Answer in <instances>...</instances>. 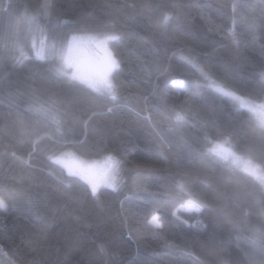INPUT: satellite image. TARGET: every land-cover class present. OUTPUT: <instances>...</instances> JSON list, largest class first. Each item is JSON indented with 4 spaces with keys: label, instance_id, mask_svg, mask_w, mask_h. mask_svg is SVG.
Returning <instances> with one entry per match:
<instances>
[{
    "label": "snow or ice",
    "instance_id": "1",
    "mask_svg": "<svg viewBox=\"0 0 264 264\" xmlns=\"http://www.w3.org/2000/svg\"><path fill=\"white\" fill-rule=\"evenodd\" d=\"M59 3L36 0L20 12L0 9V63L27 65L29 81L9 82L0 90V105L13 117L0 126V213L23 214L39 235L63 210L55 207L51 216L42 211L39 197L46 192L41 189L76 207L87 200L102 207L103 193L119 196L130 186L131 195L119 200L115 213L125 242L139 246L149 238L161 239L168 249L163 264H210L213 253L206 249L212 237L202 240L199 235L207 228V214L236 231L241 264H264V213L257 217L260 226L244 236L253 212L222 183L226 175L264 193V156L241 144L235 130L209 123L211 110L200 103L204 96L226 102L251 126L252 142L264 144V0L222 5L212 0H122L117 11L127 9L128 15L105 12L81 20L65 18ZM197 18L203 32L199 40L181 28ZM133 24L150 33L154 59L137 58L148 87L129 94L143 116L125 129L113 107L84 110L64 102L60 93L64 87L78 88L113 104L125 98L121 76L130 60L123 46L144 44L134 39ZM204 43L211 52L201 51ZM248 51L259 60H249ZM213 54L219 58L210 59ZM102 121L116 129L119 150L95 134ZM139 130L152 137L146 149L152 156L129 168ZM218 168L223 170L219 175ZM153 177L164 183L154 189ZM258 203L264 205V199ZM172 230L179 231L180 243L168 240ZM97 248L101 259L96 264L120 257L111 250V239ZM28 264L45 262L34 258Z\"/></svg>",
    "mask_w": 264,
    "mask_h": 264
},
{
    "label": "trees",
    "instance_id": "2",
    "mask_svg": "<svg viewBox=\"0 0 264 264\" xmlns=\"http://www.w3.org/2000/svg\"><path fill=\"white\" fill-rule=\"evenodd\" d=\"M36 0H0V9L9 6L10 10L20 12L25 4H33ZM171 3L181 4L187 0H170ZM206 3L208 0H200ZM215 5L227 4L228 0H212ZM122 0H60L59 9L65 18L81 20L90 15L101 17L105 12L125 16L129 14L127 9H119L117 6ZM230 10V8H229ZM132 31L134 39L143 40L142 48H136L133 43H125L124 48L129 57L130 63L125 68L121 76L122 95L117 104L109 101L94 98L84 90L78 88L64 87L61 90V99L66 103H72L84 110L104 111L107 107L114 108V117L116 121L123 122L122 126L127 129L130 122L141 119L143 113L138 109L132 99L128 98L130 93L140 94L141 90L147 88V84L140 78V65L137 58L151 61L154 59L151 52L150 33L133 24ZM182 30L188 32L198 40L202 38L203 32L200 21L197 18L190 25H182ZM202 52H211V47L204 43L201 45ZM246 56L249 60H259L257 53L248 51ZM210 59H218V55L213 54ZM242 74H247L244 70ZM23 81L28 83L27 65L12 68L9 65L0 63V90L7 89L9 82ZM176 91L183 92L184 88H176ZM260 91L259 88H257ZM152 100V103H155ZM200 103L211 110V116L208 117L209 123H218L221 127L227 126L236 131L241 144L250 146L258 155L264 156V144L252 142L250 134L251 126L245 122L242 117L232 113L226 102H222L211 96H204ZM8 109L0 105V126L7 119L9 124L13 117L7 115ZM116 129L112 128L110 122L102 121L95 125V134L103 135L104 142L109 148L119 150V138L115 135ZM195 134V132L193 133ZM163 135V133H162ZM137 148L128 158L127 167H133L132 162L138 159L151 158L152 154L146 151L151 146L152 137L139 130L135 134ZM8 144H15L10 138H5ZM98 158V157H96ZM205 166L207 162H203ZM7 166L5 165V168ZM223 170L217 169V175ZM12 175V173H9ZM39 176V174H37ZM161 175H166L162 173ZM152 187L158 188L164 181L153 177L150 181ZM222 183L232 187L234 193L242 200L247 202L253 216L248 225L243 229L244 236H250L252 229L259 227L257 219L264 213V205L258 203L264 199V193L259 188L251 185L232 181L226 175ZM46 195L39 197L42 211H46L49 216L52 215L55 207H61L63 210L59 214L57 222L46 232L37 235L38 228L25 218L23 214L15 210H9L6 213H0V264H28L29 261L39 259L45 264H96L101 259L97 245L103 240L111 239L114 241V248L120 252V257L110 260L109 264H163L161 257L165 255L168 249L161 239H146L139 246L132 242H125L121 231V222L115 215L119 207V200L124 195H131L130 186L125 189L121 195L111 192H105L101 195L102 207H97L94 201H85L83 207H76L63 200L58 193L50 189H41ZM135 198L133 197V203ZM205 224L207 228L199 233L202 240L212 237V243L206 249L213 255L209 258L210 264H241L242 255L236 247V231L223 222H214L209 215H205ZM168 240L175 243L181 242L179 231L172 230L168 233ZM231 241L230 244L227 242ZM110 250V251H111Z\"/></svg>",
    "mask_w": 264,
    "mask_h": 264
}]
</instances>
